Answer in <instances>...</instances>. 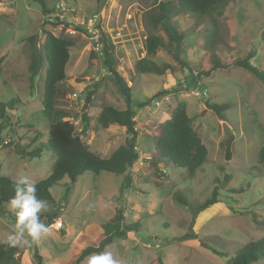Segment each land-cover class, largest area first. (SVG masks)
Returning a JSON list of instances; mask_svg holds the SVG:
<instances>
[{
    "label": "rangeland",
    "instance_id": "1",
    "mask_svg": "<svg viewBox=\"0 0 264 264\" xmlns=\"http://www.w3.org/2000/svg\"><path fill=\"white\" fill-rule=\"evenodd\" d=\"M45 1L46 14L35 0H0V56L5 58L0 71V105L5 107L0 115V142L9 139L8 144L0 145V174L34 184L52 169L55 157L51 151L28 154L49 135L43 112L47 62L33 87L28 70L32 53L42 49L44 28L76 41L66 66L67 78L59 84V106L72 115L76 134L89 149L103 156L124 142L125 128L114 124L99 129L96 117L104 103L127 107L98 45L101 30L109 35L115 45L117 69L132 85L141 158L130 177L87 172L73 182L65 177L53 186L54 202L39 201L33 206L22 200L7 203L8 213L0 214V243L17 244L29 263L37 248L43 264H65L84 247L79 235L96 236L97 224L109 221L119 206L126 222L140 221V229L116 238L101 255L91 254L81 264H228L239 247L262 237L264 230L253 222L252 212L264 216V163H259L264 144V82L238 67L201 76L200 71L210 67V53L204 47L203 25L196 23L195 16L174 17L185 35L180 60L169 46L149 55L145 48L148 34L160 35L166 42L168 37L161 27L148 22L147 10L167 0ZM92 14L98 15L95 35L81 25ZM215 15L219 26L216 54L227 61L252 54L251 61L264 69V0H229ZM143 57L161 66L170 64L172 70L141 72L136 62ZM90 91H94L88 110L92 120L85 131L84 104ZM205 100L232 106L221 119L206 107ZM180 101L186 103L208 149L206 162L192 177L184 167L163 163L157 170L145 159L154 151L151 136L156 123L169 118ZM232 137L228 160L222 142ZM216 187L217 203L196 211ZM115 198V203L110 202ZM16 216L31 225L21 224ZM58 220L63 223L60 229L50 225ZM39 221L45 226L35 231ZM253 264H264V258Z\"/></svg>",
    "mask_w": 264,
    "mask_h": 264
},
{
    "label": "trees",
    "instance_id": "2",
    "mask_svg": "<svg viewBox=\"0 0 264 264\" xmlns=\"http://www.w3.org/2000/svg\"><path fill=\"white\" fill-rule=\"evenodd\" d=\"M35 1L40 3L44 14H46V1ZM228 3L229 0L160 1L147 10V19L154 28H162L168 37V41L166 42L160 35L148 34L145 39L147 53L155 55L159 48L169 46L173 47L175 58L180 60L184 51L185 35L175 23L174 17L179 15L195 16L197 18L196 23L203 25L204 47L210 53V67L207 70H201L199 73L201 76H211L216 70L238 67L250 72L258 80L264 82V69L251 61L252 54L227 61L220 58L215 52V46L219 40L218 18L215 12L218 9L223 11ZM59 24L69 26L66 22H59ZM43 31L45 38L42 49L39 53H32L28 70L31 86L33 87L36 77L44 68L45 60L47 62L43 88V112L48 118L49 135L47 141L41 144L42 147L39 146L28 154L39 156L43 149H47L53 153L55 159L50 174L34 184L19 182L0 174L1 215L8 213L7 203H15L18 200H22L26 206H33L39 201L54 202L51 188L60 183L65 177H69L73 182L84 173L89 172L93 175H99L104 171L130 177L141 158L138 144L139 129L133 108L132 85L117 69L115 45L109 35L101 30L98 45L102 49L104 62L113 82L126 99L127 107L118 109L109 103H104L96 117L99 129H108L114 124L125 128L124 142L112 150L109 155L103 156L89 149L88 145L76 134L75 126L71 121L72 115L59 106V84L67 78L66 66L71 57V49L76 45V41L69 36H57L45 28ZM4 59V56H0V71ZM136 68L141 72L158 74L172 70L170 64L165 63L161 66L147 57L140 58L136 62ZM93 93L94 91H90L87 94L84 104V127H82V130L85 131L91 125L92 116L88 110L90 109ZM205 104L221 119H225V111L232 106L230 102L219 104L209 100H205ZM4 108V105L1 104L0 115H3ZM186 108V103L180 101L173 108L169 118L156 123L151 136L154 151L149 158L151 159L150 164L157 170L162 168L163 163H172L175 166L186 168L187 175L192 177L206 162L208 149L195 129L194 119L187 113ZM233 141L232 137L229 141L222 142L228 160L232 157ZM259 163H264V144L259 150ZM218 191L216 187L209 199L195 207L196 211L217 203ZM178 199L181 203L188 205L185 198L179 196ZM117 200L118 198L110 199V202L115 203ZM258 215L256 211H253L252 220L258 228L264 230V216L260 217ZM15 219L23 225L30 224L19 217ZM44 224L40 221L37 222L34 230L42 229L45 226ZM140 227V221L127 223L124 210L119 206L115 215L109 221L100 225L97 224L98 233L96 236L92 237L87 232L79 235L78 239L84 243V247L65 264H81L91 254L101 255L105 248L116 238L128 237L130 233L138 231ZM23 253L24 250L17 244L11 242L0 243V264H43V258L37 248L33 250L34 261L32 263L23 260ZM260 258H264V235L239 247L235 255L228 258V264H253Z\"/></svg>",
    "mask_w": 264,
    "mask_h": 264
},
{
    "label": "built area",
    "instance_id": "3",
    "mask_svg": "<svg viewBox=\"0 0 264 264\" xmlns=\"http://www.w3.org/2000/svg\"><path fill=\"white\" fill-rule=\"evenodd\" d=\"M97 19H98V15L97 14H92L89 17L85 18L84 21H83V24H81V25L85 28L86 32H88V33L91 32L90 34L93 33L95 35L96 32L98 33V28H95V26H94V24L96 23ZM92 27H93V29H92ZM74 95H76V93H74ZM8 142H9V139L6 138V139H4L3 141L0 142V145L8 144ZM50 225L51 226H55L56 228L60 229L63 226V223H62V221L58 220L56 222H51Z\"/></svg>",
    "mask_w": 264,
    "mask_h": 264
},
{
    "label": "water",
    "instance_id": "4",
    "mask_svg": "<svg viewBox=\"0 0 264 264\" xmlns=\"http://www.w3.org/2000/svg\"><path fill=\"white\" fill-rule=\"evenodd\" d=\"M223 127H224V130L227 134V136H230L231 134V131H230V128L228 126V124L226 122L223 123ZM148 162L151 160L150 158H145Z\"/></svg>",
    "mask_w": 264,
    "mask_h": 264
},
{
    "label": "crops",
    "instance_id": "5",
    "mask_svg": "<svg viewBox=\"0 0 264 264\" xmlns=\"http://www.w3.org/2000/svg\"><path fill=\"white\" fill-rule=\"evenodd\" d=\"M0 123H2V122H0ZM0 126H1V125H0ZM1 127H3V125H2ZM64 180H65V179H64ZM64 180H63V181H64Z\"/></svg>",
    "mask_w": 264,
    "mask_h": 264
}]
</instances>
